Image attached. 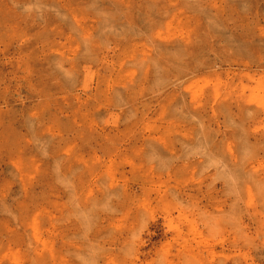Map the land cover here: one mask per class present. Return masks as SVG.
Returning <instances> with one entry per match:
<instances>
[{
  "label": "rangeland",
  "instance_id": "374dc122",
  "mask_svg": "<svg viewBox=\"0 0 264 264\" xmlns=\"http://www.w3.org/2000/svg\"><path fill=\"white\" fill-rule=\"evenodd\" d=\"M0 264H264V0H0Z\"/></svg>",
  "mask_w": 264,
  "mask_h": 264
}]
</instances>
